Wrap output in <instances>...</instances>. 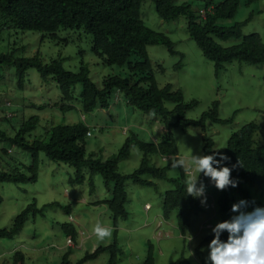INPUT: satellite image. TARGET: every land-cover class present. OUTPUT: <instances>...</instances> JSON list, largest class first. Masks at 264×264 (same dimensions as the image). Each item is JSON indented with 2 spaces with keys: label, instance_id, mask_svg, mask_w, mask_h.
Segmentation results:
<instances>
[{
  "label": "rangeland",
  "instance_id": "1",
  "mask_svg": "<svg viewBox=\"0 0 264 264\" xmlns=\"http://www.w3.org/2000/svg\"><path fill=\"white\" fill-rule=\"evenodd\" d=\"M221 1L213 0L214 3ZM183 2H190L195 10L206 4V0H178V3ZM200 13L203 14V11ZM141 16L150 28L167 33L175 47L185 54L183 66L174 70L173 66L179 62L180 56L170 55L162 45L148 47L149 56L154 63L164 68V73L157 71L159 85L171 83L175 88H182L186 100L198 101V105L188 111L187 118L198 119L215 101L219 105V117L232 118V122L226 124L207 122L204 131L197 126L190 127L188 131H183L179 126L173 127L172 133L179 156L190 158L193 154L203 155L204 135L212 138L216 150L224 151L232 133L250 122L259 126L255 141L263 144L264 63L252 65L233 61L227 63L217 76L213 63L204 57L195 41L189 38L183 16L175 21L164 22L157 15L152 0L144 1ZM247 19L243 33L256 32L264 41V0L252 5H247L246 0H241L234 18L225 22V25L230 26ZM239 41L240 39H229L222 41V45L230 46ZM12 51L17 57L38 54L47 63L51 59L62 58L64 67L72 71H77L80 62L84 60L89 65L91 78L98 84H101L105 75L119 73L125 75L116 66H101L91 51L90 36L78 30H61L52 40L49 37L42 39V34L35 31L6 29L1 34L0 53ZM81 91L82 86L76 85L73 89L74 108L62 111L60 107L55 106L61 103V94L55 81L49 80L44 83L38 71L31 68L27 71L23 88H20L15 69L1 68L0 128L13 134L11 126H18L23 120L38 115L40 123L33 133L35 138L44 136L45 129L51 125L84 121L92 131L91 136L87 138V154L96 153L103 159L110 158L119 152L127 138H131V154L120 161L119 170L124 174L134 172L140 166L143 157L142 149L134 141L135 138L146 142L160 141L164 124L162 118L131 107L122 93L119 94L118 100L115 99L116 94L106 112L97 108L87 113L82 110L78 100ZM8 109L15 111L13 118H6ZM5 146V142H0V153L1 148ZM10 157H14L15 162L9 161V158L5 160L0 158V168L11 170L16 164H29L31 161L28 153L18 149H14ZM170 158L154 154L151 161L162 167L170 162ZM40 159L36 182L1 184L0 193L3 201L0 204V229L9 227L15 217L34 200L39 208L52 202H58L61 206L48 207L43 215L36 217L30 215L25 227L17 236L13 239H1L0 264L5 260L9 261L16 250L25 253L27 257L25 264H59L64 254L71 250L69 264H76L97 247L112 245L115 237L121 251L118 253L117 264H141L148 254L149 244L154 248L156 264L178 263L183 257L187 259L188 264H204L207 252H203V249L210 241H203L218 222L229 220L234 215L231 211L232 205L242 200L239 191H233L229 198L231 208L228 213L224 212L219 203L222 191L216 189L209 180L202 181L198 177L199 173L194 172L193 175L207 186V206H202L198 199L200 207L192 213L187 233L182 235L177 226V211L171 213L169 221H166L162 214V194L173 185L166 180H155V186H142L129 180L126 183L129 216L118 219L114 225V218L105 204H94L110 197L100 174L91 177L85 170L84 182L72 185L70 178L75 174L74 167L52 161L45 154H41ZM168 176L177 177L179 172L170 170ZM256 189H258L256 185L249 187L250 198L264 206V197L256 193ZM147 203L150 204L149 209L145 207ZM252 208L249 206L248 211ZM66 222L75 225L78 232L77 243L71 240L70 245L68 244L69 237L62 227ZM97 223L109 230L106 238L101 239L93 234ZM191 235L194 239L190 243ZM199 245L203 253L202 259L195 250ZM109 259L110 252L104 251L97 258L89 259L84 264H108Z\"/></svg>",
  "mask_w": 264,
  "mask_h": 264
},
{
  "label": "trees",
  "instance_id": "2",
  "mask_svg": "<svg viewBox=\"0 0 264 264\" xmlns=\"http://www.w3.org/2000/svg\"><path fill=\"white\" fill-rule=\"evenodd\" d=\"M144 1L0 0V38L6 29L35 31L42 34V39L49 37L52 40L61 30H78L90 36L91 51L98 58L101 66H116L125 73V75L120 73L105 75L101 84H98L91 78L89 65L84 60L80 62L77 71H72L64 67L62 58L51 59L47 63L38 54L31 57H17L13 51L0 53V69L13 67L20 88L25 84L27 71L34 68L44 83L49 80L55 81L61 94V103L55 106L60 107L62 111L74 108L73 89L76 85H81L82 91L78 100L84 112L89 113L97 108L106 112L116 94L118 97L116 96L115 99L118 100L119 94L122 93L128 105L145 114L159 116L164 123L160 141L146 142L135 138L134 141L139 144L143 152L141 164L134 172L124 174L119 170V163L131 154V138H127L118 153L103 159L96 153L87 154V138L91 136L92 131L84 121L51 125L50 128L45 129L44 136L33 138L40 118L38 115L31 116L18 126H11L13 134L0 128V142L6 143V146L1 148L0 158L4 160L9 158V161L15 162L14 157L10 156L14 149H18L28 153L31 159L29 164L19 163L11 170L0 168V186L4 182L16 184L36 182L41 162L40 155L45 154L52 161L63 162L75 168V174L70 178L72 185L84 182L85 170L91 177L100 174L110 192V197L96 201L94 204H105L116 225L118 219L128 216L127 181L131 180L142 186H155V180H166L173 187L162 194L163 217L168 220L171 213L177 211V226L182 235H186L190 217L200 207L198 199L186 198V176L182 167L172 168L171 162L166 166H157L152 163L151 156L179 155L172 133V128L175 126L181 127L183 131L197 126L204 131L207 122L226 124L232 122V118L221 119L219 105L215 101L198 119H189L187 113L198 105V101L186 100L182 88H175L171 83L159 85L157 74L164 73V68L154 63L149 56L148 47L162 45L170 55L180 56L179 62L173 66L174 70L183 66L185 54L175 47L167 33L154 30L145 24L141 16ZM259 1L246 0V4L252 5ZM152 2L155 4L157 15L164 22L184 17L189 38L195 41L204 57L213 63L215 75L218 76L225 65L233 61L252 65L264 63V43L259 34L243 33V26L248 19L230 26L225 25V22L234 18L241 0H222L219 3L206 0L205 6L198 10H195L190 2L178 3V0H152ZM201 10L204 14L200 13ZM229 39H240V41L230 46L222 45V41ZM14 115L15 111L10 109L6 111L7 119L13 118ZM258 130L259 126L256 123H246L232 133L224 151H219L230 157V160L225 162V166L231 167L238 159L243 165V168L232 171V178L239 179V185L222 191L219 198L221 209L226 213L231 208L229 198L233 191L238 190L242 199L251 201L249 187L264 184V143L258 144L255 141ZM202 141L203 155L218 151L212 138L204 135ZM170 170H177L179 176L169 177ZM200 179L209 180L203 174L200 175ZM2 201L3 197L0 193V204ZM58 206L61 204L52 202L39 208L34 200L15 217L9 227L0 229V240L13 239L17 236L25 227L30 215L33 217L43 215L46 208ZM62 227L66 236L77 243L78 232L75 225L66 222ZM227 235L225 231L221 239L226 240ZM213 238L214 234L211 232L203 242L211 241ZM200 246L195 250L202 259ZM148 247V254L141 264H156L154 248L151 244ZM104 251L110 252L108 264L118 263V253L121 251L115 237L112 245L97 247L76 264H84L89 259L97 258ZM70 254L71 250H68L59 264H69ZM26 259L25 253L16 250L11 259L5 260L3 264H25ZM170 264H188V261L183 257L178 263Z\"/></svg>",
  "mask_w": 264,
  "mask_h": 264
},
{
  "label": "clouds",
  "instance_id": "3",
  "mask_svg": "<svg viewBox=\"0 0 264 264\" xmlns=\"http://www.w3.org/2000/svg\"><path fill=\"white\" fill-rule=\"evenodd\" d=\"M261 40L264 43L262 38ZM169 160L172 168H183L186 176V198L200 199L201 205L205 207L207 186L199 179L201 174L209 178V182L220 191L229 187L235 188L240 183L239 179L232 178V171L243 168L241 161L238 159L231 167L225 166L230 157L219 151L206 155L193 154L190 158L173 155ZM194 172L199 173V178L193 175ZM256 186V193L264 197V184ZM257 199L259 200L258 197ZM249 206L253 207L251 211H248ZM145 207L150 208L149 205ZM231 211L234 215L229 220L218 222L212 228L214 238L203 249V252H207L204 264H264V206L258 201L255 203L242 199L232 205ZM225 231L228 235L223 240L221 237ZM93 234L103 239L109 235V230L97 223ZM193 239L191 235L190 243Z\"/></svg>",
  "mask_w": 264,
  "mask_h": 264
},
{
  "label": "crops",
  "instance_id": "4",
  "mask_svg": "<svg viewBox=\"0 0 264 264\" xmlns=\"http://www.w3.org/2000/svg\"><path fill=\"white\" fill-rule=\"evenodd\" d=\"M146 205H149V206H150V204H148V203H147ZM165 220H166V219H165ZM166 221H169V219H168V220H166ZM186 233H187V232H186Z\"/></svg>",
  "mask_w": 264,
  "mask_h": 264
},
{
  "label": "built area",
  "instance_id": "5",
  "mask_svg": "<svg viewBox=\"0 0 264 264\" xmlns=\"http://www.w3.org/2000/svg\"><path fill=\"white\" fill-rule=\"evenodd\" d=\"M69 242H71V239H70V240L68 239V244H69ZM69 245H70V244H69Z\"/></svg>",
  "mask_w": 264,
  "mask_h": 264
},
{
  "label": "bare ground",
  "instance_id": "6",
  "mask_svg": "<svg viewBox=\"0 0 264 264\" xmlns=\"http://www.w3.org/2000/svg\"><path fill=\"white\" fill-rule=\"evenodd\" d=\"M118 243V242H117Z\"/></svg>",
  "mask_w": 264,
  "mask_h": 264
}]
</instances>
